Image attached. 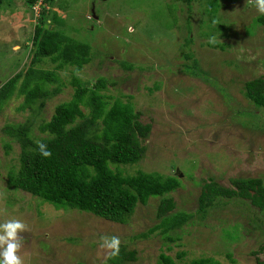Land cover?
Here are the masks:
<instances>
[{
  "label": "rangeland",
  "instance_id": "1",
  "mask_svg": "<svg viewBox=\"0 0 264 264\" xmlns=\"http://www.w3.org/2000/svg\"><path fill=\"white\" fill-rule=\"evenodd\" d=\"M259 16L254 0H192L189 5L182 0H3L0 86L28 68L41 17L47 23L53 19L55 30L87 45L91 57L80 71L66 66L57 72L61 93L33 119L30 108L21 109L23 97H12L0 111V223L18 218L28 225L20 253L24 264H111L100 248L104 236L119 237L125 251L135 253L136 259L124 264H163L161 256L174 264L264 260V209L249 199L222 198L205 214L197 212L198 196L211 181L235 189L231 181L257 179L264 186V112L244 93L247 81L264 76ZM188 54L191 59L185 58ZM192 64L191 73L187 68ZM55 67L49 59L36 66ZM74 75L89 88L104 78L102 93L110 103L130 102L139 122L150 124L141 161L118 170L178 179V189L168 195L175 202L172 213L193 215L181 229L151 231L160 221L159 198L137 204L128 222L117 224L57 209L8 186L20 147L4 127L30 120L39 136L38 125L70 100Z\"/></svg>",
  "mask_w": 264,
  "mask_h": 264
},
{
  "label": "trees",
  "instance_id": "2",
  "mask_svg": "<svg viewBox=\"0 0 264 264\" xmlns=\"http://www.w3.org/2000/svg\"><path fill=\"white\" fill-rule=\"evenodd\" d=\"M51 1L43 0V3ZM182 1L188 5L192 2ZM2 2L0 0V10ZM256 20L264 25V15ZM55 23L53 19L50 23L42 17L39 19L31 38L28 68L0 86V111L12 97H23L21 109L30 108L33 119L41 113L46 101L61 93L57 72L66 66L80 71L90 62V48L55 30ZM185 58L191 59V55ZM44 59L55 63V69L36 68ZM123 66L133 68L129 64ZM194 68L196 65L192 64L187 69L192 73ZM70 84L73 87L70 100L57 105L51 118L38 125L39 136L34 135L30 120L4 127V134L20 147L18 168L7 174L8 186L57 209H74L117 224H126L137 204L144 205L150 198H159L156 217L160 221L151 231L161 229L166 234L181 229L193 215L172 213L175 202L168 195L178 189V179L142 171L123 175L118 170L120 166H132L141 161L150 124L139 122L140 114L130 102L115 99L110 103V97L102 93L106 88L104 78L97 79L89 88L74 75ZM244 93L251 104L264 112V76L247 81ZM37 141L47 144L51 158L45 159L39 154ZM9 148V144H5L6 151ZM231 182L235 189L224 188L213 181L205 184L198 196L197 212L205 214L222 198L249 199L253 206L264 209V186L260 180ZM135 259V253L126 252L121 245L119 256L109 260L111 264H124ZM160 261L174 264L165 256H161ZM190 264H208V261L199 259ZM255 264H264V260L257 258Z\"/></svg>",
  "mask_w": 264,
  "mask_h": 264
},
{
  "label": "clouds",
  "instance_id": "3",
  "mask_svg": "<svg viewBox=\"0 0 264 264\" xmlns=\"http://www.w3.org/2000/svg\"><path fill=\"white\" fill-rule=\"evenodd\" d=\"M256 11L264 15V0H254ZM39 154L47 159L52 152L47 144L37 141ZM28 225L21 219L10 218L0 223V264H24L21 251L24 248V233ZM121 240L117 236L101 237L100 248L104 250L106 259L116 258L120 254Z\"/></svg>",
  "mask_w": 264,
  "mask_h": 264
},
{
  "label": "built area",
  "instance_id": "4",
  "mask_svg": "<svg viewBox=\"0 0 264 264\" xmlns=\"http://www.w3.org/2000/svg\"><path fill=\"white\" fill-rule=\"evenodd\" d=\"M42 1V0H41Z\"/></svg>",
  "mask_w": 264,
  "mask_h": 264
}]
</instances>
